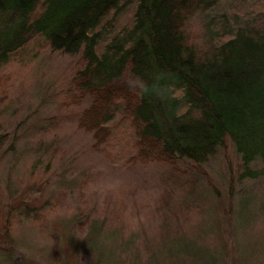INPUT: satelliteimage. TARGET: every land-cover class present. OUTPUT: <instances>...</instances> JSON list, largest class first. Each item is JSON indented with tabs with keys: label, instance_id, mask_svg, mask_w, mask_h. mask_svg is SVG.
<instances>
[{
	"label": "rangeland",
	"instance_id": "rangeland-1",
	"mask_svg": "<svg viewBox=\"0 0 264 264\" xmlns=\"http://www.w3.org/2000/svg\"><path fill=\"white\" fill-rule=\"evenodd\" d=\"M252 4L195 11L189 40L202 50L212 32L256 30ZM85 66L42 35L0 64V264H264V176L241 177L262 163L243 165L228 140L199 164L139 160L119 108L94 147L79 126Z\"/></svg>",
	"mask_w": 264,
	"mask_h": 264
},
{
	"label": "trees",
	"instance_id": "trees-1",
	"mask_svg": "<svg viewBox=\"0 0 264 264\" xmlns=\"http://www.w3.org/2000/svg\"><path fill=\"white\" fill-rule=\"evenodd\" d=\"M219 0H0V64L42 35L54 51L81 52L93 96L79 126L98 143L111 111L129 118L139 160L203 163L230 141L246 169L264 176V0L254 30L212 32L197 50L192 13ZM41 12L35 14L38 7ZM252 8V7H251ZM257 11V10H256ZM117 108V109H116ZM137 161V157L134 159Z\"/></svg>",
	"mask_w": 264,
	"mask_h": 264
}]
</instances>
